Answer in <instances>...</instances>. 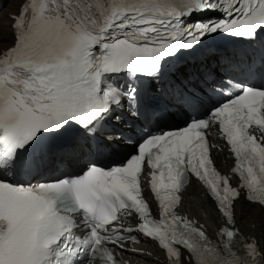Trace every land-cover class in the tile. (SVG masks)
I'll list each match as a JSON object with an SVG mask.
<instances>
[{
	"label": "snow or ice",
	"instance_id": "obj_1",
	"mask_svg": "<svg viewBox=\"0 0 264 264\" xmlns=\"http://www.w3.org/2000/svg\"><path fill=\"white\" fill-rule=\"evenodd\" d=\"M228 36L264 39V0H26L0 54V264H121L109 245L125 250V231L157 241L170 264H264V246L235 218L241 199L264 209V86L237 85L207 118L149 136L123 165L55 182L20 179L39 172L45 141L114 147L94 145L98 128L125 106L145 115L149 94L194 109L189 86L211 74L215 53L188 68L179 62ZM213 122L235 155L238 187L213 164ZM146 164L158 220L141 188ZM190 175L224 220L215 240L177 213ZM132 213L137 227L123 228Z\"/></svg>",
	"mask_w": 264,
	"mask_h": 264
},
{
	"label": "bare ground",
	"instance_id": "obj_2",
	"mask_svg": "<svg viewBox=\"0 0 264 264\" xmlns=\"http://www.w3.org/2000/svg\"><path fill=\"white\" fill-rule=\"evenodd\" d=\"M6 0H0V3L4 2ZM15 1H12L10 6L14 5ZM7 21H9L8 19H6ZM3 29V26L1 24V20H0V30ZM13 39V38H12ZM10 35L5 32L3 34H0V46H6L10 43ZM113 138H115L114 136H112ZM125 153V150L122 152V155ZM82 154H79L77 157H75L74 161L76 162V159H79L80 156ZM77 163V162H76ZM191 192L196 194L197 189L195 187H193L191 189ZM191 199L192 198H188L187 200H185L183 207L184 208H190L191 207ZM206 202H209V200L207 198H205ZM205 208L209 211V213L212 215V219L213 217V211L210 209V207L208 205H205ZM241 212H237L236 215V224L239 226V228L244 232V233H251L252 235H258L260 232H262L263 236L262 237H258L259 238V242L262 244V246H264V213L263 211H259V209L256 206H243L240 208ZM142 258H147L149 261L152 260V257L150 256H146V255H142ZM156 261H153L152 264H156Z\"/></svg>",
	"mask_w": 264,
	"mask_h": 264
},
{
	"label": "rangeland",
	"instance_id": "obj_3",
	"mask_svg": "<svg viewBox=\"0 0 264 264\" xmlns=\"http://www.w3.org/2000/svg\"><path fill=\"white\" fill-rule=\"evenodd\" d=\"M181 124V122H179V125Z\"/></svg>",
	"mask_w": 264,
	"mask_h": 264
}]
</instances>
